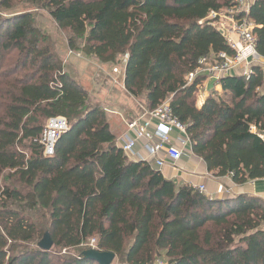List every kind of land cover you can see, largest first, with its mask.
Segmentation results:
<instances>
[{"label": "trees", "instance_id": "trees-1", "mask_svg": "<svg viewBox=\"0 0 264 264\" xmlns=\"http://www.w3.org/2000/svg\"><path fill=\"white\" fill-rule=\"evenodd\" d=\"M26 1L85 59L114 67L127 56V93L147 111L170 101L209 173L239 186L264 179V68L221 79V93L200 109L206 77L186 81L211 53L235 55L199 22L238 0ZM12 2L0 0L1 11ZM248 18L264 25V0ZM254 35L264 58V30ZM59 117L68 130L49 157L41 139ZM46 234L50 251L39 247ZM93 239L120 264H264V201L212 199L129 160L109 114L68 73L34 16L0 13V264H98L83 257Z\"/></svg>", "mask_w": 264, "mask_h": 264}, {"label": "built area", "instance_id": "built-area-1", "mask_svg": "<svg viewBox=\"0 0 264 264\" xmlns=\"http://www.w3.org/2000/svg\"><path fill=\"white\" fill-rule=\"evenodd\" d=\"M236 4L233 8L211 12L206 19L199 22L200 25L207 24L218 31L225 38L235 55L229 57L224 53L217 55L211 53L209 56L202 58L200 66L186 77L187 86L191 85L200 75L205 76L207 79L213 78L216 80L232 76L242 64L247 66L258 65L264 61V58L256 49L255 25L248 18L249 9L248 7L244 8L243 0H238ZM232 36H238L239 40L234 41ZM114 72L117 73L118 70L115 69ZM143 111L144 115L151 120H155L157 125L152 126L149 121L143 119H134L128 127L130 131L136 134V139L126 135L121 140V149L127 157L131 155L132 158L135 155L138 142L142 140L145 141L146 150L157 169H163L168 162L175 166L183 159L185 152L189 150L186 126L174 116L168 100L153 111L145 109ZM67 130L68 122L66 119L59 117L49 120L41 139L46 156L52 157L54 155L56 142ZM175 133L181 136L176 141L173 139ZM191 186L194 190L207 196L206 186ZM225 191L221 188L218 193L222 194ZM90 242L87 246L97 249L95 239ZM153 264L168 263L157 259Z\"/></svg>", "mask_w": 264, "mask_h": 264}, {"label": "rangeland", "instance_id": "rangeland-1", "mask_svg": "<svg viewBox=\"0 0 264 264\" xmlns=\"http://www.w3.org/2000/svg\"><path fill=\"white\" fill-rule=\"evenodd\" d=\"M0 13L5 16L31 13L36 20V26H38L40 30L43 33L47 34L52 40L54 51L57 55H59L60 59L63 60L64 64L66 65L68 73L88 92L92 104L102 106L108 114L109 112L112 113V112H120V111L124 112V113L121 112L122 114H128V113L131 114V105H133L137 110L140 109V105H141L140 100H136L132 98L127 93L124 86L125 63L127 60L126 56L120 60L118 66H114V67L98 66L97 64L99 63L95 61V59H91V58L85 59L81 54H77L68 49L66 33L58 29V27L53 22L48 12L44 9H37L36 7H32V5L28 3L26 0H13L11 4V8L6 12L1 11L0 9ZM232 38L234 39V41L239 40L238 36L237 37L232 36ZM73 58L74 60H71ZM258 65L264 68L263 62L259 63ZM251 66L252 65L247 66L245 64H242V66L239 69L241 68L248 69V67ZM108 68H111V70H109ZM115 69L118 70L117 73L114 72ZM238 70H236L235 73ZM221 79L223 78H219L216 80L213 78H208V79L206 78V81L214 80L215 82H218ZM206 87L207 86L205 87L202 86L201 91H200L201 87L199 88L198 93H201L203 96H205V98H203V96L199 97L197 94V106L201 105L202 101L205 100L206 96L208 95V93L205 94ZM112 88L115 89L117 88L118 90H120V92L117 93L116 95L117 98L113 96L114 92H111ZM143 117L148 118L147 116L144 115V111H143V115L138 118L142 119ZM126 135L131 136L130 134H126ZM126 135L118 139L119 146L121 144V140ZM128 159L131 160V155L128 157ZM140 162H145V161L143 160ZM114 264H120V263L117 260H115Z\"/></svg>", "mask_w": 264, "mask_h": 264}, {"label": "crops", "instance_id": "crops-1", "mask_svg": "<svg viewBox=\"0 0 264 264\" xmlns=\"http://www.w3.org/2000/svg\"><path fill=\"white\" fill-rule=\"evenodd\" d=\"M243 1H244L243 5L245 6L244 8L248 7V9L250 10V8L256 3L257 0H243ZM255 29L264 30V25H259V26L255 25ZM71 60H74V58ZM97 65L106 67V65H102V64H97ZM108 69L111 70V68ZM249 72H250V67H248V69L241 68L234 75H246ZM202 86L203 87L207 86L205 94L208 93V95L206 96V99L202 101L201 105L197 106L199 109L209 98L213 90L217 91L219 94L221 93V87L217 86V82H215L214 80L206 81L202 85H200L199 86V88L201 87L200 91L202 89ZM111 92H114L113 96L117 98L116 95L117 93L120 92V90H118L117 88L116 89L112 88ZM197 94L199 97L203 96L201 93H197ZM203 98H205V96H203ZM142 110H143L142 105H140L139 110L135 109V107L131 105V114L130 113L122 114L124 113L123 111L112 112V113L109 112V122H110L111 130L116 135L117 139L123 137L126 134H130L132 138L136 139V134L129 130L128 125L134 119L141 117L143 115ZM142 119L149 121L152 124V126L157 125L155 120H151L150 118H146V117H143ZM179 138H181L179 134L176 133L173 134V139L175 141L178 140ZM145 145H146L145 141L141 140L138 142V145L135 150V156L131 158V161L140 162L144 160L147 163H151L152 164L151 166H153L156 170L160 171L167 180L175 181L177 184H181V185L183 184L204 185L206 186L207 189V196L212 199H222L227 197L237 198L239 196H248V197L260 198L264 201V179L249 181L248 183L239 186L234 184L232 178L228 176L223 178H219V177L217 178L216 176H214L213 173H209L205 163L201 159L194 156L189 150L185 152L183 159L175 166H172L170 162H168L163 169L159 170L152 163L153 161L150 158ZM221 188L223 190H226L227 192L225 191L224 193L219 194L218 191Z\"/></svg>", "mask_w": 264, "mask_h": 264}, {"label": "water", "instance_id": "water-1", "mask_svg": "<svg viewBox=\"0 0 264 264\" xmlns=\"http://www.w3.org/2000/svg\"><path fill=\"white\" fill-rule=\"evenodd\" d=\"M39 247L45 251H50L53 248V241L46 234L45 238L39 244ZM86 260L94 261L98 264H113L116 260V255L111 252H101L97 249H89L83 253Z\"/></svg>", "mask_w": 264, "mask_h": 264}]
</instances>
